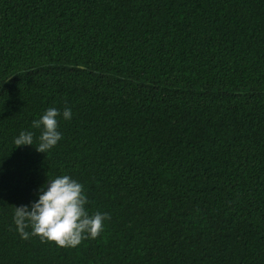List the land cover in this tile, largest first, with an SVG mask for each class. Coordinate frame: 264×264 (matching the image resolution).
I'll return each instance as SVG.
<instances>
[{
  "label": "trees",
  "instance_id": "16d2710c",
  "mask_svg": "<svg viewBox=\"0 0 264 264\" xmlns=\"http://www.w3.org/2000/svg\"><path fill=\"white\" fill-rule=\"evenodd\" d=\"M65 174L102 234L22 239ZM0 264H264V0H0Z\"/></svg>",
  "mask_w": 264,
  "mask_h": 264
},
{
  "label": "clouds",
  "instance_id": "9594fccd",
  "mask_svg": "<svg viewBox=\"0 0 264 264\" xmlns=\"http://www.w3.org/2000/svg\"><path fill=\"white\" fill-rule=\"evenodd\" d=\"M61 115L70 120L72 111L65 108L61 113L49 107L32 128L40 130L36 151L48 153L62 139L59 131ZM34 132L21 131L14 139L16 148L34 146ZM84 185L65 174L49 179L38 192V200L30 206H15L14 224L22 239L38 237L42 243H54L60 248H76L84 240L97 239L104 230V222L111 219L99 211L90 214ZM30 229V231H29Z\"/></svg>",
  "mask_w": 264,
  "mask_h": 264
},
{
  "label": "water",
  "instance_id": "95a60500",
  "mask_svg": "<svg viewBox=\"0 0 264 264\" xmlns=\"http://www.w3.org/2000/svg\"><path fill=\"white\" fill-rule=\"evenodd\" d=\"M11 78V77H10Z\"/></svg>",
  "mask_w": 264,
  "mask_h": 264
}]
</instances>
